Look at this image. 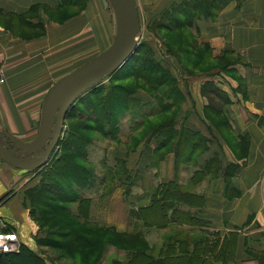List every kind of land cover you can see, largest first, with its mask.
<instances>
[{
  "label": "rangeland",
  "instance_id": "1",
  "mask_svg": "<svg viewBox=\"0 0 264 264\" xmlns=\"http://www.w3.org/2000/svg\"><path fill=\"white\" fill-rule=\"evenodd\" d=\"M90 1L82 0L79 4H69L61 8L57 7L59 3L55 7L37 6L25 15L27 21L39 23L36 26L26 23L25 18L19 14L0 8V40H7L9 48L18 46L24 55L37 50L41 56L38 61L46 65L49 73L46 84H33L29 87L31 97L39 93L32 102L34 106L30 107L32 114V109H35L36 119L47 91L60 78L104 52L113 42L116 24L109 6L107 5V11L99 0H93L97 13L94 11L90 18V13L86 12ZM163 8L158 7L153 11L149 4L138 2L142 24L139 41L149 44L156 58L178 81L182 97L179 99L175 96L174 99L179 105L182 103L184 111V118L180 119L178 126L193 127L209 140V151L202 157L203 162L213 155L227 161L226 152L231 157L233 155V163L243 160L241 139L231 132L229 117L222 107L224 100H219L224 93L222 85H219L221 81L219 84L216 82L217 78V81H223L228 75L232 76L229 67L241 61V55L223 52L216 59L212 55L210 44L202 42L198 28H190L185 23L187 19L184 11L165 14L166 9ZM175 18L181 23L176 22ZM145 52L139 46L128 64L132 65L131 71L115 77L109 90L111 102L116 103L128 99L122 93L138 91L136 97L141 98L142 116L131 113L120 116V129L115 138L109 135L107 137L95 127H87L93 124L91 119L67 116L65 134L70 129L76 144L85 146L89 162L76 153L66 152L64 159L58 163L57 171L48 176L49 179L59 178L71 183L70 187L76 190V194L84 199H93L91 221L97 224L79 218V200L64 201L57 195L42 190L43 188H40L41 191L26 192V189H31L40 181L36 177L39 172L35 171L19 170L28 174L30 185L26 184L13 199L0 206V209L10 208L16 201L17 194H21L20 208L28 221L30 240L34 245L31 249L56 261L50 262L52 264H205L203 259L213 256V250L230 247L229 244L224 246L221 241L218 244L217 236L206 235L203 231H189L177 222L149 220L146 226L142 224L137 227L135 220L129 215L130 202L136 207L147 205L156 186L174 178V174H178L181 184L190 189L188 184L196 170L195 167L185 170L184 166L175 170L176 156L173 152L168 156L172 159L167 160V157L158 165L155 164L157 158L153 156L154 149L158 147L161 139L150 137L148 140V134L154 126L168 121L171 113L161 112L157 116L150 114L156 110V102L146 93V81L143 80ZM31 64L33 63L29 62L23 68L29 69ZM0 68L4 70L3 65ZM10 70L13 73V69ZM108 81L109 77L100 84H109ZM166 87L169 89V86ZM89 98H92L93 103L103 99L93 94ZM147 119V124L137 130V124ZM36 125L37 120L30 132L23 131V135L28 134L27 140L35 139L33 137L36 134ZM143 136L145 137L141 145L136 147V139ZM57 152L47 166L63 152L60 144ZM121 161H125V170L135 176L138 174V182L132 188L129 200L123 195L118 176L107 174L108 168L115 169ZM77 166L86 170V173H78L75 168ZM77 173L79 176L88 174L87 180H90L86 188H82L81 182L77 181ZM16 174L18 172L14 171L15 176ZM219 179L222 177L217 180ZM213 180L216 178H207L199 186L191 187V190L201 194ZM15 182L18 187L21 185L20 179H15ZM198 214L200 215V211ZM9 234L17 232L12 231ZM200 242H204L201 249ZM205 246L209 249L203 250ZM166 249L169 252L166 253ZM18 250L21 249L18 247Z\"/></svg>",
  "mask_w": 264,
  "mask_h": 264
},
{
  "label": "crops",
  "instance_id": "2",
  "mask_svg": "<svg viewBox=\"0 0 264 264\" xmlns=\"http://www.w3.org/2000/svg\"><path fill=\"white\" fill-rule=\"evenodd\" d=\"M99 1L108 11L107 2ZM181 1L137 0V4H149L155 11L158 7L163 6L164 10ZM92 2L86 11L90 18L94 11L97 13ZM58 3L59 0H0V8L22 14L35 5L55 7ZM196 24L202 42L210 44L216 59L223 52L241 55V61L229 67L232 76L228 75L224 82L222 79L217 81V78L216 82L219 84L221 81L219 85H222L224 93L219 100L225 101H222V107L229 117L231 132L235 137L248 141L246 157L235 162L239 167L232 179L236 192L227 190L222 179L213 180L201 192L206 203L200 215L211 224L201 232L217 236L222 241L226 238L232 244V253L223 261L215 260L212 264H264V0H244L240 4L232 1L216 18H202ZM9 47L7 40H0V66L3 65L7 78L0 87V118L6 120H0V133L8 131L29 142L28 134L22 133L30 132L37 120L33 137L36 138L42 109L41 106L36 119L35 109H32V114L30 107L34 106L32 102L39 93L31 97L29 87L46 84L49 73L46 65L38 61L41 56L37 50L24 55L18 46ZM29 62L33 63L29 69L23 68ZM226 155L227 161L233 163V155L231 157L229 152ZM169 158L172 159L168 157L167 160ZM14 171L18 172L16 176ZM21 172L0 165V206L13 199L26 184L30 185L28 174ZM15 179H20L19 187ZM16 197L10 208L0 209V234L16 231L21 243L33 248L30 227L20 208L21 194Z\"/></svg>",
  "mask_w": 264,
  "mask_h": 264
},
{
  "label": "trees",
  "instance_id": "3",
  "mask_svg": "<svg viewBox=\"0 0 264 264\" xmlns=\"http://www.w3.org/2000/svg\"><path fill=\"white\" fill-rule=\"evenodd\" d=\"M82 0H59L58 8L63 7L69 4H79ZM232 1H238L242 3L244 0H183L181 2H175L171 4L165 10V14L169 13H181L184 11L186 16V24H189L190 28L196 26V22L199 19H209L214 18L219 14L225 7H227ZM37 6H32L29 10H33ZM186 8L189 10L186 11ZM164 14V15H165ZM26 13L19 14L22 18H25L26 23L32 25L30 20L27 21ZM197 19V20H196ZM196 20V22H195ZM175 21L179 22L178 18H175ZM140 47L145 49V59H144V79L146 81L147 90L146 93L150 95V99L154 100L156 103V110L152 111L150 114L159 115V113L170 112L171 116L168 121L163 122L159 125L154 126L149 131V137L154 139H161L160 144L157 148L154 149V158H157L155 164L158 165L160 162L164 161L170 154L173 152L176 156L175 170L183 168L188 170L189 168H194L195 171L190 178L188 189L186 186L181 184L178 174L175 177L167 182H162L154 189V193L150 196L149 203L141 204L140 207H136L133 202H130V207L128 209L129 215L135 220V224L141 226L144 224L146 226L150 222L167 221L177 222L182 224L184 227L188 228L189 231L201 232L202 229L208 228L211 224L201 218L198 212H201V209L204 207L206 201L203 195L195 193L194 190H191V187H197L207 178H216V180L222 177V180L227 186V190H232L236 192L233 187L232 179L235 177L238 170V165L236 163H231L225 161L223 158L213 155L209 158H206L204 162L201 160L202 157L209 151V146L207 140L204 136L201 135V132L193 127L182 126L179 127L178 123L183 115L182 103L178 104L177 100L174 99L175 96H178L179 99L182 97V92L179 89V84L174 75L168 68H166L155 56L153 50L149 47L147 42H141ZM150 49H149V48ZM167 52L170 54L169 48ZM213 55V54H212ZM130 60L122 69L114 73V75L109 77V84H99L85 94L76 104L72 105L69 108L67 116L80 117L79 119L92 120L93 124L87 127H95L102 134L107 137L112 136L115 138L119 131V118L122 117L125 113H131L132 115H141V98L136 97L137 92L128 91L122 93L124 97L128 99L121 102H111L110 96V87L113 85L112 80L115 77H119L125 71H131L128 64ZM66 76V75H65ZM166 86H169L167 89ZM103 97L102 101L96 103L92 102V98H89L91 95ZM173 98V100H172ZM142 116V115H141ZM148 122V119L142 121L140 124H137V130L142 126H145ZM109 135V136H108ZM145 136L140 139H136V147L140 146ZM152 138V139H153ZM134 139V138H133ZM242 147H243V157L245 158L248 150V141L246 138H241ZM77 142L72 137V131L69 129L66 131L65 136L60 142L62 146V153L58 155L52 163L47 166L45 169H42L36 177L40 178L39 183H36L31 189L29 188L26 192L31 191H41L40 188H43L44 191H49L53 195H57L61 200L64 201H75L79 200V218L89 222H92V208H93V199H84L80 195L76 194V190L70 187L71 183L61 180L48 178L50 174H54L57 171L58 163L64 159L66 152L76 153L84 161L89 162L87 150L84 149L85 146L77 145ZM136 149V148H135ZM120 166L121 169L120 170ZM77 172H85L86 170H81L80 168L75 167ZM125 161H121L115 169H107V174H115L118 176V179L121 180V187L123 189V195L126 200H129L132 193V188L138 182V174L132 175L129 171L125 170ZM36 173L38 171H35ZM77 173V181L81 182L82 188L88 186L89 180H87L86 175L79 176ZM89 173V172H88ZM91 175V173H89ZM61 177V174H59ZM90 177V176H89ZM116 181V179L114 178ZM86 181V182H84ZM117 187V186H116ZM38 193V192H36ZM238 196L239 193H236ZM142 198H139L141 200ZM171 213V214H170ZM154 220V221H152ZM159 221V222H160ZM223 245L230 246L227 248H220V250H213L215 255L214 258L211 256L204 258L203 263L210 264L217 261H223L227 258L228 255L232 253V244L227 241V239L220 240ZM202 245L199 246V249L204 246V242H200ZM209 247H204L206 249ZM165 252H169V249H166ZM174 261V260H173ZM50 262H55L54 260L49 259L47 256L38 253L31 249L30 247L22 244L21 250L18 253H8L0 255V264H52Z\"/></svg>",
  "mask_w": 264,
  "mask_h": 264
},
{
  "label": "water",
  "instance_id": "4",
  "mask_svg": "<svg viewBox=\"0 0 264 264\" xmlns=\"http://www.w3.org/2000/svg\"><path fill=\"white\" fill-rule=\"evenodd\" d=\"M105 1L116 24L111 46L53 85L44 99L34 140L22 141L8 131L0 134V164L27 172H40L45 168L60 142L72 104L122 69L136 53L142 32L137 0Z\"/></svg>",
  "mask_w": 264,
  "mask_h": 264
},
{
  "label": "built area",
  "instance_id": "5",
  "mask_svg": "<svg viewBox=\"0 0 264 264\" xmlns=\"http://www.w3.org/2000/svg\"><path fill=\"white\" fill-rule=\"evenodd\" d=\"M5 70L0 68V87L6 83ZM63 137V134H62ZM21 241L17 234H0V255L7 253H18V247L21 249ZM14 246V247H13ZM16 250V251H15Z\"/></svg>",
  "mask_w": 264,
  "mask_h": 264
},
{
  "label": "flooded vegetation",
  "instance_id": "6",
  "mask_svg": "<svg viewBox=\"0 0 264 264\" xmlns=\"http://www.w3.org/2000/svg\"><path fill=\"white\" fill-rule=\"evenodd\" d=\"M1 134V133H0ZM62 134H64L65 135V131L63 130V132L61 133V136H60V142H61V140H62ZM60 142L59 143H57V145L55 146V148H54V152H53V156L51 157V160L53 159V157L55 156V153L57 152V150H58V148H59V144H60ZM58 153V152H57Z\"/></svg>",
  "mask_w": 264,
  "mask_h": 264
},
{
  "label": "bare ground",
  "instance_id": "7",
  "mask_svg": "<svg viewBox=\"0 0 264 264\" xmlns=\"http://www.w3.org/2000/svg\"><path fill=\"white\" fill-rule=\"evenodd\" d=\"M80 67H81V66H80ZM77 69H78V68H77ZM75 70H76V69H75ZM75 70H74V71H75ZM71 73H72V72H71ZM69 74H70V73H69ZM67 75H68V74H67ZM55 84H56V83H55ZM52 87H53V86H52ZM50 89H51V88H50ZM48 92H49V91H48ZM47 94H48V93H47ZM47 94H46V95H47ZM72 105H73V104H72ZM53 152H54V151H53ZM52 156H53V154H52ZM0 165H2V164H0ZM3 165L7 166L6 164H3ZM7 167H9V166H7ZM9 168H10V167H9ZM13 170H14V169H13ZM20 171H21V170H20Z\"/></svg>",
  "mask_w": 264,
  "mask_h": 264
}]
</instances>
